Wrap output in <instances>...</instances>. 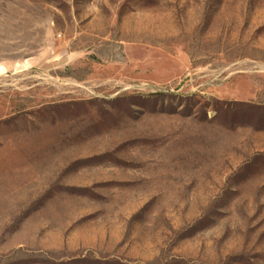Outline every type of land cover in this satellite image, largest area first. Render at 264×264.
Instances as JSON below:
<instances>
[{
  "label": "rangeland",
  "instance_id": "1",
  "mask_svg": "<svg viewBox=\"0 0 264 264\" xmlns=\"http://www.w3.org/2000/svg\"><path fill=\"white\" fill-rule=\"evenodd\" d=\"M0 264H264V0H0Z\"/></svg>",
  "mask_w": 264,
  "mask_h": 264
}]
</instances>
